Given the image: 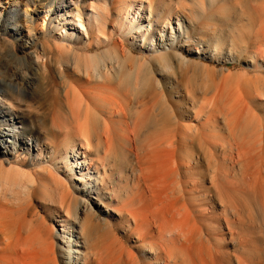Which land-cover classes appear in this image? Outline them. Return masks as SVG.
<instances>
[{"label":"bare ground","instance_id":"obj_1","mask_svg":"<svg viewBox=\"0 0 264 264\" xmlns=\"http://www.w3.org/2000/svg\"><path fill=\"white\" fill-rule=\"evenodd\" d=\"M99 1L102 3L101 6L96 4ZM28 2L33 6H35L36 2H43L42 5H44L45 8L49 9V11H46L43 18L44 20L42 27L40 24V27L42 28L40 30V33L42 34L41 37L52 40L56 49L59 47V45H61L63 48H74L76 46L86 48L91 46L92 44L98 45L99 43H101V41H105L113 42L114 47L119 49L122 53L121 56L117 54L111 58H106L105 56H102L101 53H99L78 59L76 62H74L76 60L75 56L71 58H60L61 60H63V65H61L63 67L62 70L65 68L69 70V66H71V64L74 62L75 67L78 70L76 72L73 71V74L76 75L77 73L76 77L78 76V80L74 83H67L64 82L63 78H61V76H63L64 74L60 75V77L58 74V77L64 82V84L63 89H59V91L57 90V93H55L52 97V101L50 102L51 105H48L52 106V108L49 110L50 113L52 110V124L48 126L49 128L51 126L52 129H55V123L58 122V119L56 117L58 115V118L60 117V123L63 122L64 124L65 131L67 130L66 127L73 129V136L64 135L55 149H51L46 142L40 141V139L33 135L31 129L27 128L26 125L25 127L22 125L20 127L16 126V124L19 123L18 119L22 118L18 114V112H21V108L22 106H24L25 102H21L22 100H19L18 102H21L23 104H17L12 100L10 101L8 97V87L10 88L9 91H12L14 95L16 93L19 95L18 97H21V92L26 90H24V87H30L31 85L35 84L34 71H31L32 73L29 77H25L24 73H21L17 69H6L0 71V264H140L138 262L139 259H136L135 257L136 255L134 256L131 251L125 250L120 245L119 238L117 237L116 238L118 240L115 237H111L110 239L103 238V245L100 244V248H98L97 246H91L90 248L92 249H89L84 253L80 250V248H78L80 247V245L81 247H83V244L81 242L83 232H85V237H87L86 239L88 242L90 236H92V234L90 233L91 229H95V227L98 228L101 225H106V228L109 226H107L108 223H103V221L100 219L101 217L98 216L97 212L102 210L103 203L100 195L102 182L101 177L103 176L101 175L100 170L105 171V165L108 159L110 157L112 158L113 155H118V151L111 150V147L113 149L112 145L114 143V140L116 142H120L117 143L118 145L120 144V146L122 144L125 145V147L123 148H126V146L128 147V152L131 153L133 157V160L131 161L135 170L137 171V175L135 174L136 176L133 180V184L137 187L138 194L135 195L134 200L130 199L129 201H127L120 210L124 213V215L128 216L134 221L135 227L132 232L134 235H136L137 241L141 243V247L145 249L142 255L146 260L150 261L148 263L146 262L145 264H170V262L174 260L171 254V245L173 244V240L179 241L180 237L182 241L184 240V238L186 239V236H184V231L186 232L188 229H185L189 227L188 223L190 222L187 223L186 220L189 216L187 214L190 212H186V208L185 210L182 208L183 212L181 214V212H178L176 208L178 203L175 207V201L174 203L170 201L172 195L169 199L167 194L170 192H167L169 182L172 178L173 181L171 182H174V176L178 174V172L189 171L195 167L197 168L201 162L200 159H198L196 156L195 159L187 156V152L191 151L192 149L185 151L184 149L190 147L185 146L183 148V140L185 134L191 133L195 137L197 146H191L193 150L197 149V151H207V153L210 152V155L214 153L211 150L216 147V143H214L215 139L213 138L215 133L210 135L205 134L207 127L206 125H208V123L210 122L213 123L211 118V115L213 113L210 115L208 106L207 109H203V114L195 115L193 121L195 122V126L188 124L182 125V127L180 128L183 130V132L179 135H171L170 133H168L169 124L168 121H166V118L164 119V121H157L156 118H153L149 115L150 111L152 110L151 102L153 100L152 84L155 81L154 80L153 82H151V78L154 77L151 71H144L141 74V69L137 70L138 67H136L134 69L135 73H132L134 71L129 68L131 72L127 75V77H131V75H133V90L140 91L141 89L145 93V96H141L140 98L137 96L132 99L129 96L130 94H128L127 91L123 89L121 85V77L122 72L126 69L124 59L126 55H129V52L123 50L124 48L122 45V41L130 42L131 46L137 48L140 51H146L148 53L156 55L154 56L155 59H158L159 63L165 65L166 70L167 68H171L168 64L171 60H175L181 64H187L190 61L187 60V56H184L185 51L188 55H202L204 53L203 44L200 43V41H197L196 38L193 39L192 33L196 34V31L198 30L197 27H194L195 19L197 20L201 15H203L205 10L202 8V13H190L186 18V16L182 17L178 14L173 13L172 9L169 8L165 10L163 17H161L160 14H158V6L155 7L152 3V0H28ZM213 3V0H207V8L213 7ZM15 11L18 15L19 13L17 12V9ZM50 12L54 14V17L49 23L48 29L44 31V22ZM26 14V11H24L25 16H27ZM209 15L205 18L206 22L207 19L209 20ZM3 20H6V18H0V44L5 43V37H9L14 40L12 43L10 42L8 44L11 52L9 51L6 53V58H8V56L11 57L13 62L22 64L24 65V68L27 69L29 67V64H32L34 62H41L42 67H45L47 65V62L46 60H44L42 53L45 48L44 44H42L40 46V49L36 50L34 53L27 54V50L33 48L36 45L38 37H34L33 39H31L29 45H27L28 43L24 41V38H31L30 33L25 32V34H23L24 31H21V27L15 28L14 32H11L10 30L8 31L7 26L2 23ZM108 23H111L110 28H108ZM154 23H159V25H157L154 29V32L159 36L157 40H153L151 34L152 25H154ZM167 34H169V36H167ZM180 36H184V38L186 39V44L178 45L177 40ZM257 37L259 38V42L258 45L256 44L257 46L253 51L255 57L252 63H254V68H261L264 66V23L261 24L259 30L257 31ZM15 42L17 43V48H15L14 46ZM18 53H21L23 55L27 54V57H18ZM212 53V59L224 56L226 60H234L233 52L228 51L227 53H222V51H219L218 45L213 46ZM1 56L2 54L0 53V57ZM139 66H141V63H139ZM222 72L221 74L223 76L221 75V79H223V81L221 79L219 80H221L223 84L220 85V81L218 86L214 87L215 89L212 91L213 94H211L212 98L211 100L209 98L210 101L207 99V102H211L213 105H218V103L220 102L224 104L225 100L227 99V103H225L224 106L226 104H229V106L226 108V111L225 108L220 107L223 109V112L219 113L223 114V116L219 114V117H223L224 127L228 136H233V138L231 137V139H234V141H236L235 138H238L236 136H240V139L238 138L237 141H242L243 139H245L244 137H246V135L249 133L248 131H252L253 129L254 135L250 132V135L246 138H251L253 136L256 137V134L259 135V137L260 135L262 136L264 131L260 130H262L263 128H261L260 126V132L257 128L259 127L257 126V124L261 125L262 120L258 121V119H261V117L255 114L256 107H252V103L255 102L259 104L260 102H262V100L264 99L263 89L261 87L258 88V84L254 83L257 85H255L253 91H250V89H248L249 91L247 89V91H244V89L241 90L240 88L242 87V79L240 77L234 78L232 73L228 72L226 74H223ZM8 74H10L11 76H8ZM44 74L45 73H43V75ZM47 76L52 78V80L54 79L52 74L47 73ZM50 78H47L48 81L50 80ZM171 78V72H168L166 80L168 81V84L170 86L168 89H165V92L166 96L169 97V99L172 91L171 85L174 82L173 80H171ZM38 80L39 78L37 79V81ZM227 80H231L230 82H232L233 80V82H235H232L234 85H237L238 82H240V84H238L240 85V87L236 85L234 87L229 86V91L233 92V89L231 88L230 90V87H233L235 90L233 93H231L233 95H230L229 91H227L228 84L230 83ZM226 81L228 84H226L227 87L224 90V88L222 87ZM247 81L243 80V82H246V84L251 83L250 79H247ZM43 82L45 81L43 80L42 83ZM20 83L26 85H22L23 90L21 89L22 87H20L21 85L19 86ZM243 84L245 85V83ZM46 85L49 86L48 82H46ZM50 85L52 86V84ZM229 85H231V83ZM34 86L33 89H35L36 87ZM47 87L46 89L48 90L50 86L48 88ZM236 87H239L241 91H236ZM245 87L246 85L244 86V88ZM46 89L44 91L41 90L40 94L42 91L45 92ZM50 90L53 89L50 88ZM226 91L228 92L227 95H225ZM49 92L50 91H48L47 93ZM25 94L26 93H24L23 95ZM162 95H164V93L161 89V96ZM42 100L45 101L46 98H43L40 101ZM29 101L31 100L29 99ZM39 103L40 102H38V105ZM27 105L29 109H32V106H34L33 104H31L32 106L29 107V103ZM38 105L36 104L34 107L36 108ZM220 105H218L217 108ZM130 106H132V109L133 107H136V109H138V113H141V115H134ZM25 107L26 106H24L23 108ZM210 107H212V109L214 108L213 106ZM253 108H255L254 111H252ZM29 109H26V111H29ZM38 110L39 108L36 109V112ZM45 114L43 113V115ZM250 115H252L254 117L252 119L257 120L258 123L257 121L256 123H252L251 119L250 122L248 120V116ZM48 116H50V114ZM230 117L232 120L229 119ZM245 118L249 122H246ZM37 120H35L36 124L42 123H37ZM41 120L43 121L44 119L42 118ZM231 121H233V124H231ZM242 121L245 122L243 123ZM240 123L244 124L245 126L248 123L250 124L248 125L249 127L246 126L250 129L247 130V128L245 127V132H247V134H243L242 130L244 129V125L242 126V129V127L239 126L241 125ZM251 123L252 126L256 124V130L255 126L252 128L250 127ZM41 125L44 127L43 123ZM41 125L39 129L42 128ZM159 125L162 132L160 133V136H156L157 134L155 135L154 133ZM56 129L59 128L56 127ZM215 129L216 128H214L213 126V132L216 131ZM147 130H151L152 132L149 135L153 134L154 137L156 136V138H154L152 143L150 141L152 140L151 136L150 140L149 138H147L149 141H146V143L150 142V144L148 143L149 146H146V148L143 149L137 144L139 143L140 139H142L141 135L143 134V132ZM193 130L194 133H192ZM50 131L51 130L49 129L48 132L45 131V133H49ZM211 132L212 131H210V133ZM241 135H243V137ZM205 136H209L211 140L207 141L206 138H204ZM212 138L214 140H212ZM250 138L247 140L250 141ZM231 139L229 141L230 143H227L229 147L232 144ZM261 139L263 140V137L258 138V140H260L262 143L263 141ZM247 140L245 139V141L243 140L242 142H244L245 144ZM260 141H254V143H251V141L248 142L253 146H256L254 145L256 143L260 144V146L257 144V147H252L254 149V154H257L256 156H254L257 158L264 157H262V154H258L264 151L263 149L260 151V147L262 148V146H264V144L262 143V145ZM242 142H237V144L239 145H236L237 147L241 145H243L242 147H244V150L240 147V149L238 148L239 151H236V154L239 153L237 157L241 154V152L243 153L241 154L242 156H239L240 159L245 156V152L247 151L246 147H248V151L252 150L250 149L252 146L251 144H245V146ZM137 146H139V148ZM232 148L234 152L235 147ZM256 149H258V151ZM248 151L246 152V154L248 153ZM203 153L205 154V152ZM250 154H253V151L250 152ZM233 155L235 156V154ZM232 156L230 157L232 158ZM255 157L252 158L255 160ZM252 158L250 157L249 160L246 159L245 161L247 162H245V164H247L248 161H253H250V159ZM205 161L207 160L205 159ZM241 161L243 162V159ZM241 161L239 162V164L241 163L240 166L242 165ZM259 161L260 162L258 163L260 165L264 162V159L262 162L259 158ZM236 162L237 161L235 158V163ZM209 163L210 161L207 163L206 170L208 176L210 177L211 189H209V191L207 189L208 193L206 194H208V205L212 213L217 200L216 189L218 187L214 186L213 184L214 181H217V179L214 180V174L216 171L213 170L212 165H209ZM252 163H255L257 164V166H259L256 162ZM252 163H248L249 165L247 164L246 170L249 168L250 164L252 166L254 165ZM24 167H29L30 171L25 172L26 170ZM255 168H252V172L256 170ZM256 171L257 172H254L256 176L254 175L252 178L254 179V181H256L255 184H257V181L260 184L259 179L264 180V168L262 169L261 166L257 167ZM248 172H250V168L249 171H247V174L249 175ZM44 174L47 175V179L46 181H44L45 183H43V181L41 182L38 179L39 182H41V185H43V187L41 188L43 189L45 187L47 189L48 182L50 183L49 185L52 184L51 187L56 188L54 191H56V193L59 195V197L58 195L57 197L60 198L59 200H61V202L66 206V211L63 213V217L62 215L59 216V220L56 221L60 229L53 231L51 227H47L45 231H43V233L39 236L41 246L36 247L34 246L36 245V242L34 243L33 241H30V239H26L23 237V223L25 222H23V220H26V218L22 214V216L20 215V210H16L18 207L15 209L16 211H13L14 209L10 210L8 208V199H12L13 201H10L14 202L19 199L20 193L27 198H32L33 196L38 194L37 192H39L41 188L40 186H38L40 188L38 190V187H36L34 184L35 180H33V178H38L39 176H42ZM179 175H177V177ZM32 176L34 177L32 178ZM247 180L250 179L248 178ZM175 182L177 183L179 181ZM252 182L248 184L250 185L249 188L252 189L251 191H254V189L256 188L255 184L253 185L254 187L251 186L254 183ZM176 183L171 184H173L174 187ZM32 185L37 189H35V187H33ZM262 189L264 191V187ZM134 190L136 189L134 188ZM54 191L51 192L53 193ZM258 192L260 193L259 190ZM53 194L56 195L55 192ZM219 198H221V196ZM137 203L138 207L136 206ZM140 204H142V208L139 207ZM189 209L190 208H188V210ZM68 213L69 217L70 215L73 217V219L71 220L75 221L74 225H69L70 219L67 215ZM106 213L108 214L107 210ZM191 223H193V220ZM186 224L188 227H186ZM101 234L100 237L102 236ZM52 235L55 238L54 241L56 239H59L62 244L55 246L52 240ZM155 235L156 241L155 243L153 242V244H151L149 242V239H153ZM173 235L175 237H172ZM183 247L185 246L183 244H180V248Z\"/></svg>","mask_w":264,"mask_h":264},{"label":"rangeland","instance_id":"obj_2","mask_svg":"<svg viewBox=\"0 0 264 264\" xmlns=\"http://www.w3.org/2000/svg\"><path fill=\"white\" fill-rule=\"evenodd\" d=\"M206 1L207 0H152L153 5L155 7L158 6L159 8L157 9L158 14H160L161 17H163L165 10L169 8L172 9L173 13L178 14L182 17L186 16V18L189 16L190 13H193V12L202 13L203 12L202 8L205 10L203 15H201L197 20L195 19L194 27H197L198 30L196 31V34L192 33V38L193 39L196 38L197 41H200V43L203 44L204 53L202 55H195V54L188 55L185 51L184 56H187V60L190 62L187 64H181L175 60L173 61L171 60L170 63H168L171 68L169 69L167 68L166 70L165 65L159 63L158 59H155L154 56L156 55L148 53L146 51H140L137 48L131 46L130 42L126 41L127 42L126 43L125 41H122V45L124 48L123 50L129 52V55H126L124 59L126 69L125 71L122 72L121 85L123 89L126 90L128 94H130L129 96L132 99H134L137 96L139 98L141 96H145V93L141 89L140 91L133 90V80H132L133 75H131V77H127V75L128 73L131 72L129 68H131L134 71V69L138 67L137 70L141 69L140 71L141 74L144 71H151L154 76L153 78H151L152 79L151 82H153L154 80L155 81L152 84L153 100L151 102L152 110L150 111L149 115L153 118H156L157 121H164V119L166 118L167 119L166 121H168V124H169L168 133H170L171 135H179L180 133H182L183 130L180 128L182 127V125L188 124V125L195 126L194 124L195 122H193L194 117L195 115L203 114L204 108L207 109L209 106L208 110L210 111V115L213 113L211 115L213 123L210 122L208 123V125H206L207 127H206L205 134L210 135V134L215 133L213 136L215 140L213 138L212 140H214V143H216L215 144L216 147L211 150L214 153L210 155V152L207 153V151H202V150L197 151V149L193 150L191 146L196 147L197 141L195 140V137L193 136V134L191 133L185 134V137L183 140V148L186 146L190 148H186L187 150L184 149L185 151H188L191 149L193 150V151L192 150L188 151L187 156H189L190 158H194V159L196 157L200 159L201 161L199 164L200 167L198 166L197 168L196 167L192 168L189 171L178 172V174L174 176L175 178L174 182L175 181H179V182H177L178 184L175 182L176 185H174V187H173V184L175 183L171 182L173 181L172 180L173 178L169 182L167 192L169 191L170 192L167 194H168L169 199L171 198V195H172V198L170 201L172 203H174L175 201L174 203L175 207H176V204L178 203L176 208L178 212H181V214L183 212L182 208L184 210L186 208V212L187 211L190 212L187 214L189 216L187 217L188 219L186 220L187 223L190 222L188 223L189 227L186 224V227H188L185 229V230L188 229L186 231L187 234L184 231L185 233L184 236H186V239L184 238V240L182 241L180 237L179 241L173 240L174 246L173 244L171 245V252H172L171 254L174 260H172L171 258L172 262H170V264H194V263L196 264H264V196H263L264 191L262 189L264 187V184H263L264 180L259 179L260 184L257 181V184H258L257 185L255 184L256 181H254V179L252 178L255 175L254 172H257L256 171L257 167L261 166L262 169L264 168V162H263L264 151L262 153H258L260 155L262 154V157H263V158L259 157L261 161L263 162V163L261 162L262 164L259 165L258 163L260 162L259 158L255 157L257 154H254V149L252 147H257L258 145L260 146V144L259 143L254 144L256 146H253L251 144L252 142L254 143V141L256 142L260 141L258 140V138L260 137H263V140L262 139L261 140L263 141L262 143L264 144V133L262 134V136L260 135V137L259 135L255 133L257 137L256 138L253 136L254 129L253 130L251 129L252 131H248L249 132L248 134L247 132H245L246 131L245 129L247 128L246 126L250 125L249 123L246 124V126L244 124H241L242 122L244 123L245 121H242L240 123L241 125L239 126L242 127L244 125V129L242 127L243 130L242 129L241 130L243 131V134L244 133L247 134V135L245 134L246 137L250 135V132L253 134L251 135L253 136L251 138L244 137L246 140L250 138L251 143H248L250 141L247 140L245 144L252 145L250 148L252 150H249V151L250 152L253 151V154H250V152L247 149L248 147H246V150L248 151V153L246 154L247 151L245 150L246 158L245 156H243V158L240 159L239 156L243 153L241 152V154L237 157L239 153L236 154V151L238 152L239 151L238 148L240 149V147L243 148L244 150V147H242L243 145L241 144H240L241 146H238V147L236 145H239L237 144V142L240 143L243 140L245 141V139H243L242 141H237L238 138L240 139V136H236L238 137V138H235L236 141H234V139H231V137L233 138V136L231 137L228 136L226 129L224 127V122H223V117H222L223 114H220L223 112L222 108H225V111H226V108L229 106V104H226L224 106V104L227 103L226 102L227 99L225 100L226 96L224 98L225 103L223 104L222 102H220L221 105L220 103H218V105H220L218 108H217L218 105L216 104L213 105L210 102L212 104L211 105L209 102H207V99L209 100L210 98L211 100L212 98L211 94H213L212 91L215 89L214 87L218 86L221 80L223 81V79H221L222 71H223L222 72L223 74L224 73L226 74L228 72L232 73L234 78L240 77L242 79L241 85L243 87V88L242 87L240 88L241 90L244 89L245 91L246 89L247 90L250 89V91H253L255 85L258 84L257 85L259 86L258 88L261 87L264 91V66L261 68H254L253 66L254 63H252L255 57V54L253 51L255 50V47L258 45V42H259V38L257 37V31L259 30L261 24L264 23V0H213L214 6L211 8H207ZM42 3L36 2L35 6H33L31 5V3L28 2V0H1L0 18H3V19L6 18V20H3L2 23L5 26H7L8 31L10 30L11 32H14L15 28L21 27V31H24L23 34H25V32H29L31 35V38L29 37L24 38V41L28 43L27 45H29L31 39H33L34 37H38V40L36 41V45L33 48L28 49L27 54L34 53L36 50L40 49V46L42 44H44L45 48L42 53H43L44 60H46L47 62V65L45 67H42L41 62H38V63L34 62L32 64L28 63L30 68L28 67L27 69V68H24V65L13 62L11 57L8 56V58H6V53L9 51L11 52L8 44L10 42L12 43L14 40H12L9 37L8 38L5 37V39L2 38L5 40V43L0 44V53L2 54V56L0 57V71L6 70V69H11V70L17 69L21 73H24L25 77H29L31 73L34 71L35 84L31 85L30 87H26V88L24 87V90L25 89L26 90L23 92L20 91L21 94L19 92L21 97H18L19 95L16 93L14 95L12 91H9L10 88L8 87V93H9L8 97L10 101L12 100L16 102L17 104L18 103L23 104L21 102H25L24 106H26L25 107L26 109H29L27 105L28 103L30 107L32 106L31 104L35 106L36 104L38 105V102H40L39 103L40 106L38 105L36 108L32 106V109H29V111L28 110L26 111V109L23 108L24 106H22L21 112L20 113L18 112V114L22 118L18 119L19 123H17L16 126L20 127L22 125L25 127L26 125L27 128L31 129V132L33 133V135L38 137L40 141L46 142L51 149L52 148L55 149L64 135L73 136V129L66 127L67 130L65 131L64 124L63 122L60 123L61 121H59L60 117L58 118V115L56 117L58 119L57 120L58 122H56L55 120L56 122L55 129L56 127L59 129H56V130L52 129L51 126L49 128L48 125L52 124V121H51L52 110H51V113L49 111L52 108V106H48V105H51L50 102L52 101V97L54 96V94L57 93V90L59 91V89L60 90L63 89L64 82L74 83L75 81L78 80L77 79L78 76L76 77L77 73L76 75L73 74L74 72L78 70L76 69L74 62H76L78 59L85 58V57L92 56V55L99 54V53H101L102 56H105L106 58H111L117 54L121 56L122 52L119 49L114 47L113 42H105V41H101V43H99L98 45L92 44L91 46L86 47V48L78 47V46L74 48L73 47L63 48L61 45H59L60 48L58 47L56 49L54 42L52 40H48L45 37H41L42 34L40 33V30L42 29L41 27L43 25V20H44L43 18L45 16L46 11H49V9L45 8L44 5H42ZM96 4L99 6L102 5L100 1ZM16 9H17V12L19 13L18 15L15 11ZM24 11H26L27 16L24 15ZM208 15H209L208 17L209 20L207 19V22H206L205 18ZM53 17H54V14H52L51 12L46 17V20L44 22V31L48 29L49 23L52 21ZM40 24H41V27H40ZM108 24H109L108 28H110L111 23H108ZM157 25H159V23H154V25H152L151 34H152L153 40L154 39L157 40V38L159 37L158 34L154 32V29L156 28ZM167 36H169V34H167ZM177 43L178 45L186 44V39L184 38V36H180L177 40ZM214 45H218V49L219 51H222V53H227L228 51L233 52L234 60L232 61L226 60L224 56H221L220 58L216 57L215 59H212L211 57L213 55L212 50H213ZM14 46L15 48H17L16 42L14 43ZM27 54L23 55L21 53H18L17 56L26 58ZM73 56L76 57V60L71 64V66H69L68 68L69 70H67V68L62 70L63 67L61 65H63V60H61L60 58L62 57L71 58ZM139 63H141V66H139ZM168 72H171V77H172L171 80L174 81L173 84L171 85L172 91H171L170 99L169 97L166 96V92H165V89H168L170 86L168 84V81L166 80V76ZM43 73H45L44 74L45 76L43 75ZM47 73L52 74L54 79L52 80V78L48 77ZM132 73H135V71ZM58 74H59V77L60 75L64 74L63 76H61L64 82L58 77ZM8 76H11V75L8 74ZM46 77L48 79L50 78V80L48 81ZM38 78L39 80L37 81ZM247 79H250L251 83L253 81L254 82L252 84L251 83L246 84V82H243V80L247 81ZM41 80L42 81L44 80L45 82L42 83ZM222 81L220 85L223 84ZM227 81L230 82L231 80H227ZM227 81L222 87L224 88V90L227 87L226 85L228 84ZM39 82L42 84V86ZM46 82H48L50 87L46 85ZM232 82H230L231 85H229L230 83L228 84L227 91H229V86L234 87L236 85V84L235 85L233 84L235 82L233 83ZM243 83H245L246 85L245 88H244L245 85ZM254 83H257V84H254ZM50 84H52V86ZM238 84H240V82H238ZM238 84L236 86L240 87V85ZM22 85L23 86H26V85L21 84V83L19 84V86L22 87L21 89L23 90ZM33 86L35 87V89H33ZM47 86L49 87L48 90L46 89ZM233 87H230V90L232 88L233 89L232 91L234 92L235 90ZM239 87L238 88L236 87V91L238 92L241 91ZM50 88H52L53 90H50ZM45 89L46 91L43 92ZM161 89L163 90V93H164V95H162L163 97L161 96ZM41 90L43 91L40 94ZM48 91L50 92L47 93ZM227 91L225 92L226 93L225 95H227L228 93ZM233 92L229 91L230 95H233L231 94ZM24 93L26 94L23 95ZM43 98H46V100L45 101L42 100L43 102L40 101ZM29 99L31 101H29ZM19 100L20 101L22 100V101L18 102ZM41 103L44 105H42ZM252 105H251L252 107L254 106L256 107L255 114L261 117V119L258 117L260 119V120L258 119V121L262 120L261 121L262 124L261 123H260L261 125L257 124V126L259 127H257L256 124L252 126V123H256L257 120H253L252 118L254 117L250 115L248 116L249 118L248 120L250 122L252 120L250 127L252 128L255 126V130L257 127L258 131L261 128H263L260 131H264V125H263L264 123V107H263L264 99L259 104L254 102L252 103ZM210 106H213L214 108L212 109V107ZM215 106H216V109H215ZM130 107L132 109V106ZM38 108L39 110L36 112V109ZM165 109H166V112H165ZM137 110L138 109H136V107H133L132 113H134V115L139 114ZM254 110L255 108L252 109V111ZM22 112L23 113L27 112V113L23 114ZM43 113L45 115H43ZM49 114L50 116H48ZM219 114L222 116L219 117ZM139 115H141V113ZM42 118L44 119L43 121L41 120ZM229 119H231V117ZM35 120H37V123L42 122L44 124V127L41 125L42 123L36 124ZM248 120L246 119V122ZM232 122L233 121H231V124H233ZM40 125L42 128L39 129ZM212 125L214 126V128H216L215 132H213ZM160 128L161 127L159 125V127L156 129L157 132L155 131L154 133L155 135L157 134L156 136H160V133L162 132ZM49 129L51 131L47 133ZM248 129L250 128H247V130ZM45 131L47 132L45 133ZM210 131L212 132L210 133ZM151 132H152L151 130L144 131L143 134L141 135L142 139H140L137 145H139L143 149L146 148V146H149L150 142L146 143V141H149L152 138V140H150L152 143L154 138H156V136L154 137L153 134L149 135ZM192 133H194V130L192 131ZM189 136H190V139H189ZM241 136L243 137V135ZM229 137L232 143L230 147L229 145H227V143L228 144L230 143ZM147 138H149V140ZM204 138H206L207 141L211 140L209 136L208 137L205 136ZM158 139H155V140H158ZM117 143H120V142L118 141L116 142L114 140V143L112 145L113 149L111 147V150L118 151L117 152L118 155L117 156L113 155L112 156L113 159L111 157H110L111 159L110 158L108 159L105 165V171L100 170L101 175L103 176L101 177L102 182H101V189H100V195L103 200V203H102V210L98 211L97 214L99 217H101L100 219L103 221V223H106V224L108 223L107 226L108 225L109 226L106 228L105 227L106 225L105 226L101 225L98 228L96 227L95 229L93 228L94 230L91 229L90 233L92 234V236H90L88 242L86 239L87 237H85L86 234L85 232H83V237L81 239L83 247H81L80 245V247L78 248H80V250L84 253L87 250L92 249L90 248L91 246L92 247L97 246L98 248H100L101 246L100 244H102L103 238L110 239L111 237H115V238L117 237L119 238L120 245L125 250L131 251L134 254V256L136 255L135 257L136 259H139L138 262L140 264H145L146 262L148 263L150 261L146 260L144 256L142 255L145 249L141 247V243L137 241L136 235H134L132 232V230L135 227L134 221L130 219L128 216L124 215V213L120 210L121 207H123V205H125L127 201H129L130 199L134 200L135 195L138 194L137 192L138 189L133 184L134 182L133 180L135 176L137 175V171L135 170L133 163L131 161L133 160L132 159L133 157H132V154L128 152V147L126 146V148H123L125 147V145L122 144L120 146V144L118 145ZM242 143L244 144V142ZM139 146L137 147L139 148ZM232 147H235L236 149V150L234 149L235 153L233 152ZM262 149L264 150V146H262V148L260 147V151ZM243 150H240V151H243ZM256 150L258 151V149ZM203 152H205V154ZM232 152L233 154H235L236 157L232 154ZM230 156H232L233 159ZM249 156L251 158L255 157V160L252 158L250 159V161L251 160L253 161L251 162L248 161V163L256 162L258 163L259 166H257V164L255 163H252L254 164L253 166L250 164L249 166L250 172H248L249 173L248 175L247 171H249V168L246 170L248 163L245 164V162H247L245 160L246 159L249 160L250 158ZM234 157L236 158L237 164H239V162L243 159V162L241 161L242 162L241 166H240L241 163L239 165L235 163ZM230 158L232 159V161ZM205 159L207 161L208 160L210 161L209 165H212L213 170L216 171L214 174V177H215L214 180L217 179V181H214L213 184L214 186L218 187L216 189L217 191L216 199L217 200L214 205V210L212 211V213L208 205V202H209L207 199L208 194H206L208 193L209 189H211L210 177L208 176V173L206 170V166L209 161L207 162L205 161ZM24 168L26 170L25 172L30 171L29 167H24ZM252 168L253 169L255 168L256 170L252 172ZM177 175H179L178 176L179 178L177 177ZM42 176H39L38 178L32 176V178L34 177L33 180H35L34 184L36 187L38 186H40V188L43 187V185H41V182L43 181V183H45L44 181H46L47 175L44 174ZM248 178L251 181L247 180ZM38 179L41 182H39ZM37 181L40 185L37 183ZM251 182L253 183L251 186L255 184L256 189L253 188L254 191H251L252 189L249 188L250 187L249 184ZM49 184L50 183L48 182L47 189L45 187H44L45 189L44 188L40 189L38 187V190L40 189L42 192L39 190V192H37L38 194H36L32 198H27L23 196V194L20 193V197L17 201L12 202L13 201L12 199H8L9 201L8 208L10 210L14 209L13 211L20 210V215L22 214L26 218V220L25 219L23 220V222L25 221L23 223L24 224V229H23L24 232L22 231L23 237L26 239H30V241H33L34 243L36 242L35 243L36 245H34L36 247L41 246V243L39 241V236L40 234L43 233V231H45L47 227H51L53 231L60 229L56 221L59 220V216L62 215L63 217V213L66 211V206L61 202V200H59L60 199L58 198L59 195L56 193V191H54L56 188H52L51 187L52 184L51 185ZM36 187L35 189H37ZM48 188H49V191H48ZM134 188L136 190H134ZM258 190L260 191V193L258 192ZM51 191H54L56 195H54L53 194L54 192L52 193ZM262 191H263V194H262ZM220 196L221 198H219ZM136 206L138 207V203L136 204ZM139 207L142 208V204H140ZM188 208L190 209L188 210ZM106 210L108 211V214L106 213ZM67 215L69 217V213ZM69 219H70L69 225L70 226L74 225L75 221L71 220L73 219L71 215ZM192 220H193V223H191ZM190 225H191V228H190ZM194 225L196 228L194 227ZM100 234L103 237L102 236L100 237ZM174 235L172 237H175ZM155 237L156 235L154 236L153 239L152 238L149 239V242L151 244H153V242L155 243L156 241ZM54 239L55 238L52 235V240L55 246L62 244L59 239H56L55 241ZM180 244H183L185 247L180 248Z\"/></svg>","mask_w":264,"mask_h":264}]
</instances>
